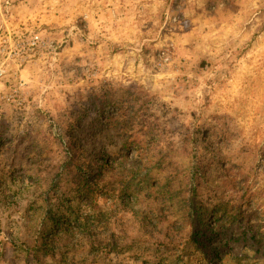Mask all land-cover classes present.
<instances>
[{"label":"rangeland","instance_id":"374dc122","mask_svg":"<svg viewBox=\"0 0 264 264\" xmlns=\"http://www.w3.org/2000/svg\"><path fill=\"white\" fill-rule=\"evenodd\" d=\"M107 103L106 121L122 110L133 128L118 137L106 124L103 161L139 168L146 149L149 165L128 194L117 182L97 197L100 250L46 264H264V0H0V264H38L23 244L67 129L85 131ZM126 138L128 161L116 156ZM84 202L54 199L93 216ZM123 230L145 246L121 250Z\"/></svg>","mask_w":264,"mask_h":264},{"label":"trees","instance_id":"16d2710c","mask_svg":"<svg viewBox=\"0 0 264 264\" xmlns=\"http://www.w3.org/2000/svg\"><path fill=\"white\" fill-rule=\"evenodd\" d=\"M111 106L110 103H107L105 106H101L95 109L96 119L91 123H88L89 127L85 131L77 130L74 126H80V121L74 122L75 125L69 127L68 136H70V144L68 150L66 151V157L60 169L56 170L58 173V179L51 180L49 187H47L46 195L47 198H41L40 207L44 209V219L38 224V228L35 230L34 235L30 239L29 244H23L27 252H31L33 258L38 264H46L51 260H55L56 256L59 255L62 259L66 257L71 259L72 263L76 258V255H79L78 252H81L82 255H87L92 253L94 250H100L102 245H105L106 239L100 238V232H102V226L104 223H107L105 214H103L101 208L98 206V196L108 197L109 193L114 189V186L117 182L122 183L119 193L128 194L130 190V181H133L137 175H141L143 168L147 169L149 160L145 159L147 155V150L141 149L136 150L137 157L132 161H140L141 166L138 168L133 166L128 169H123L119 166H109L103 160V156L97 152L96 148L100 143H104L109 140L106 136L108 128L107 123H112L118 133L115 136H120L123 134L131 133L129 128L132 127L131 121L126 117V114L119 110V115L122 116V120L115 122L116 117L119 115H113L114 119L109 118L106 121L107 109ZM115 109L120 108L121 105H114ZM105 118V121L102 119ZM125 120H128L126 122ZM124 122V123H123ZM113 136L112 141L116 139ZM100 140L96 141L92 145V149L88 151H83L85 142L90 140ZM103 138H106L105 140ZM123 138H120L118 142ZM79 140V141H78ZM117 140V139H116ZM130 146L129 139H124L121 141V148L123 151L116 153L118 158H123L124 160L129 159L130 151L128 150ZM143 150V151H142ZM146 160V161H144ZM151 166H155L153 163ZM150 166V167H151ZM189 174H186V179L188 180L187 185L190 186V191L194 194L197 192L195 190L198 183V176L202 168L198 165V158L195 155L194 160L188 165ZM149 167V168H150ZM148 168V170H149ZM143 174V173H142ZM148 172L144 175V180L148 179L146 177ZM111 176L112 180L106 182V177ZM123 176H126V182H123ZM146 182V181H144ZM143 182V183H144ZM175 185V184H174ZM113 186V187H112ZM172 184L168 183L164 186H160L158 191H154L155 194L163 191L164 194H169V187ZM112 187V188H111ZM66 188V193L63 189ZM152 189V188H151ZM54 192H57L58 195L63 194V198L66 202L77 201L82 203L85 201V205L92 209V215H84V213H77L73 211L72 213L65 210L66 207L71 205L58 204L57 209L54 205V199L58 198V195ZM147 199L152 195L153 190H147ZM44 194V195H45ZM43 195V197H44ZM57 203H60V200H57ZM34 207V206H33ZM39 207H36L38 210ZM224 213L228 215V211L224 210ZM107 215V214H106ZM205 214H202V217L198 218L199 222H204ZM135 220V218H134ZM81 232V235L76 243L69 246L70 240L75 238L77 232ZM121 237L123 240H131L130 245H125L121 250L127 249V251L136 248L143 247L145 244L138 239V237H133V234L127 230H123ZM187 243H191V240L188 239ZM97 250V251H98ZM80 254V255H81ZM81 255V256H82ZM51 259V260H50ZM52 262V261H51ZM54 263V262H53Z\"/></svg>","mask_w":264,"mask_h":264},{"label":"built area","instance_id":"2783aa9c","mask_svg":"<svg viewBox=\"0 0 264 264\" xmlns=\"http://www.w3.org/2000/svg\"><path fill=\"white\" fill-rule=\"evenodd\" d=\"M35 40H37V39H35ZM32 45H36V42L34 41Z\"/></svg>","mask_w":264,"mask_h":264}]
</instances>
